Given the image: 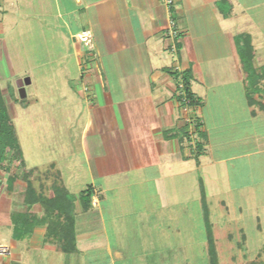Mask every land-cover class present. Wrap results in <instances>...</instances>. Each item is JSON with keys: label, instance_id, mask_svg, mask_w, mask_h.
<instances>
[{"label": "crops", "instance_id": "obj_1", "mask_svg": "<svg viewBox=\"0 0 264 264\" xmlns=\"http://www.w3.org/2000/svg\"><path fill=\"white\" fill-rule=\"evenodd\" d=\"M11 1L15 36L23 39V27L28 28L29 54L67 56L82 81L88 71L81 100L87 105L86 112L81 108L75 112L80 139L78 144L73 139L63 150L62 164L56 159L40 166L24 159L26 167L35 170L29 179L38 188L45 183L46 195L52 194L50 171L55 170L75 196L76 250L65 252L61 242L48 236V222L41 221L44 208L26 201L28 179L20 161L13 160L0 168V245L10 251L0 254V264H81L86 246H102L92 236L96 231L105 232L109 264L122 262L126 251L106 235L111 226L126 223L129 216L137 222L144 214L155 218L157 201L166 206L171 176H178L180 183L182 176L190 179L192 173L199 183L198 160L187 151L181 135L183 111L173 74L190 69L192 82L205 76L211 79L217 65L207 56L221 54L232 58L237 71L233 77L245 86L235 37L249 33L255 55L264 54V0H229L226 15L218 6L220 0H175L171 8L165 0H28L35 8L30 12L23 10L27 0H0V87L9 112L4 88L14 85L6 82L5 71H14V64L6 50L5 29ZM38 33L45 37L44 47L39 46ZM85 34L90 45L79 37ZM18 51L17 46L14 55ZM48 61L59 60L49 57ZM22 80L18 78L17 85ZM92 93L103 103H92ZM248 106L252 118L262 112L253 114ZM88 135L96 139L87 143ZM205 141L201 163L207 154ZM191 159L194 166L188 163ZM90 185L93 194L86 209L81 193ZM141 199L145 203L128 214L129 201Z\"/></svg>", "mask_w": 264, "mask_h": 264}, {"label": "rangeland", "instance_id": "obj_2", "mask_svg": "<svg viewBox=\"0 0 264 264\" xmlns=\"http://www.w3.org/2000/svg\"><path fill=\"white\" fill-rule=\"evenodd\" d=\"M25 2L23 10H35L27 4L28 0ZM8 8L6 50L13 60L14 71H5V74L8 76L6 82L14 86L4 90L20 147L24 149L22 157L28 160L26 164L45 166L56 159L62 164L63 150L73 139L75 144L79 143L80 121L75 112L79 108L86 112L87 104L81 100L84 99L88 71L85 70L82 81L71 62H67V56L29 54L28 28L23 27V39H19L17 34L15 36L10 19L16 14L12 10V1L8 3ZM24 17L27 16L23 15V20ZM38 35L39 46L44 47L45 37L42 33ZM17 46L20 54L16 52L14 55ZM49 57L59 61L49 62ZM171 57V54L167 56V61L170 62ZM207 57L217 65L211 72L212 78L205 76L201 82H192V89L201 97L202 105L185 107L178 100L183 111L181 135L187 151L198 160L196 174L198 181L203 178L206 189L218 264H264V111L260 112L258 105L251 106L259 113L255 118L250 116L251 109L246 100L249 79L244 77L243 86L233 77L237 71L233 68L231 57L221 54ZM254 66L260 73L264 68V54L255 57ZM243 73L246 74L244 69ZM182 75L183 71L173 74V82L179 84ZM26 77H30L32 83L26 87L27 96L23 97L19 89L24 82L20 81L19 86L17 79ZM261 86L264 90V78ZM179 93L177 86V96ZM93 96L92 93V103H103ZM253 96L264 102V93L256 92ZM196 119L202 120L207 130V154L202 163L199 159L205 149H198L197 142H204V139L196 131ZM95 139V136L88 135L86 141L92 143ZM193 162L192 159L188 161L194 166ZM178 178H167L169 197L165 207L157 201L159 208L155 218L144 214L137 222L129 216L126 223L120 221L111 226L113 230L108 228L106 235L109 241L126 251V259L116 264H211L200 182L195 183L192 173L190 179L182 176L180 183ZM153 201H149L151 209ZM133 202L129 201L128 214L145 203L143 199L134 202V205ZM141 209L145 210V206ZM122 214L120 211L118 218L124 217ZM92 234L101 240L98 244L101 242L102 246H86L81 264H109L105 232Z\"/></svg>", "mask_w": 264, "mask_h": 264}, {"label": "trees", "instance_id": "obj_3", "mask_svg": "<svg viewBox=\"0 0 264 264\" xmlns=\"http://www.w3.org/2000/svg\"><path fill=\"white\" fill-rule=\"evenodd\" d=\"M227 3L229 0H220L218 6L220 10L226 15L228 8L231 6ZM237 43L238 53L240 56L241 65L244 69L245 78L249 79V90L247 92V101L250 106L258 105L260 110L264 111V102L257 100L253 93H264L261 81L264 78V68L261 72H257L254 66L255 48L252 42V36L249 33H240L235 37ZM182 80L178 84L180 93L177 99L181 101L183 106L195 107L201 104V98L198 97L192 90V72L191 70L183 71ZM253 114L256 112L253 109ZM196 131L204 139L206 133L202 130L203 123L201 120L196 119ZM186 133V132H185ZM188 137L190 135L186 133ZM204 142L198 141L197 148L203 149ZM198 157V156H197ZM18 160L24 170L26 179H28L27 198L26 201L29 204L41 203L44 208V215L42 220L48 222V236L53 237L62 244V248L65 252L71 253L76 250V230H75V196L72 195L69 190L61 183L60 175L55 170L50 171V175L53 176L50 189L52 194L46 195L44 184L41 188L34 185V182L30 180V176L33 175L34 169L27 168L22 157V151L18 140L14 121L10 115L8 105L5 101L2 89L0 87V168H4L5 164L9 161ZM52 169H55L53 166ZM13 180V179H12ZM201 185V201L203 207V214L205 218V228L208 238V252L210 255V263L218 264L217 252L215 248V242L213 237V229L210 223V211L206 198V189L203 178H199ZM93 194V186H88L81 193V200L86 209L91 205V197ZM248 264H256V262H250Z\"/></svg>", "mask_w": 264, "mask_h": 264}, {"label": "built area", "instance_id": "obj_4", "mask_svg": "<svg viewBox=\"0 0 264 264\" xmlns=\"http://www.w3.org/2000/svg\"><path fill=\"white\" fill-rule=\"evenodd\" d=\"M166 1V4L171 8L172 5L174 4L175 0H165ZM81 41L83 43H85L86 45H90V42L91 40L89 39V36L87 34H85L84 36L83 35H80L79 36ZM10 251H9V248L7 246H4V245H0V254H8Z\"/></svg>", "mask_w": 264, "mask_h": 264}, {"label": "water", "instance_id": "obj_5", "mask_svg": "<svg viewBox=\"0 0 264 264\" xmlns=\"http://www.w3.org/2000/svg\"><path fill=\"white\" fill-rule=\"evenodd\" d=\"M23 82H24V85L21 86L19 90H20V94L23 97H25V96H27L26 86L31 84V78L30 77H26V78H24Z\"/></svg>", "mask_w": 264, "mask_h": 264}]
</instances>
